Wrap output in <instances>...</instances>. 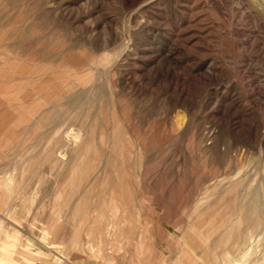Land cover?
I'll return each mask as SVG.
<instances>
[{"label":"rangeland","instance_id":"374dc122","mask_svg":"<svg viewBox=\"0 0 264 264\" xmlns=\"http://www.w3.org/2000/svg\"><path fill=\"white\" fill-rule=\"evenodd\" d=\"M0 264H264V0H0Z\"/></svg>","mask_w":264,"mask_h":264}]
</instances>
